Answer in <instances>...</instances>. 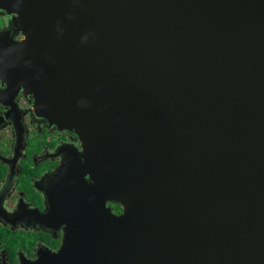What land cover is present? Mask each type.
<instances>
[{
  "label": "water",
  "instance_id": "95a60500",
  "mask_svg": "<svg viewBox=\"0 0 264 264\" xmlns=\"http://www.w3.org/2000/svg\"><path fill=\"white\" fill-rule=\"evenodd\" d=\"M0 17V107L33 106L12 149L25 117L82 146L38 220L62 246L24 264H264V0H0Z\"/></svg>",
  "mask_w": 264,
  "mask_h": 264
},
{
  "label": "flooded vegetation",
  "instance_id": "af4514ba",
  "mask_svg": "<svg viewBox=\"0 0 264 264\" xmlns=\"http://www.w3.org/2000/svg\"><path fill=\"white\" fill-rule=\"evenodd\" d=\"M32 107L21 96L16 107L10 106V116L0 107V264H24L22 259L33 262L39 251H59L63 228L43 227L38 220L49 212L46 187L50 178L72 158L74 149L82 151L71 133L28 117L22 126L26 148L12 149L16 131L10 118H23ZM110 205L116 214L121 213Z\"/></svg>",
  "mask_w": 264,
  "mask_h": 264
},
{
  "label": "trees",
  "instance_id": "16d2710c",
  "mask_svg": "<svg viewBox=\"0 0 264 264\" xmlns=\"http://www.w3.org/2000/svg\"><path fill=\"white\" fill-rule=\"evenodd\" d=\"M113 207L116 209V211H121V206L119 204H113Z\"/></svg>",
  "mask_w": 264,
  "mask_h": 264
},
{
  "label": "rangeland",
  "instance_id": "374dc122",
  "mask_svg": "<svg viewBox=\"0 0 264 264\" xmlns=\"http://www.w3.org/2000/svg\"><path fill=\"white\" fill-rule=\"evenodd\" d=\"M4 26V21L3 19L0 17V28Z\"/></svg>",
  "mask_w": 264,
  "mask_h": 264
}]
</instances>
